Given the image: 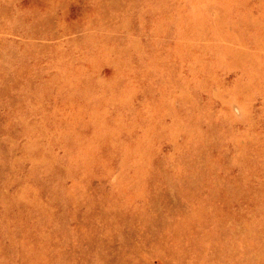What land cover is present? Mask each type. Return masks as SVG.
Wrapping results in <instances>:
<instances>
[{
  "label": "rangeland",
  "instance_id": "374dc122",
  "mask_svg": "<svg viewBox=\"0 0 264 264\" xmlns=\"http://www.w3.org/2000/svg\"><path fill=\"white\" fill-rule=\"evenodd\" d=\"M0 264H264V0H0Z\"/></svg>",
  "mask_w": 264,
  "mask_h": 264
}]
</instances>
